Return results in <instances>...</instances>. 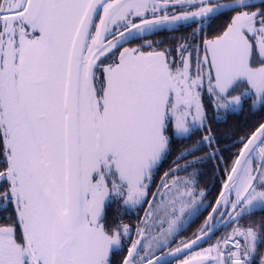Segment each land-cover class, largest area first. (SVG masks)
I'll list each match as a JSON object with an SVG mask.
<instances>
[{
  "label": "snow or ice",
  "instance_id": "6c2138e0",
  "mask_svg": "<svg viewBox=\"0 0 264 264\" xmlns=\"http://www.w3.org/2000/svg\"><path fill=\"white\" fill-rule=\"evenodd\" d=\"M192 25L169 46L148 39ZM249 101L264 108V0H0V264H113L117 250L119 264H169L221 221L231 231L181 264H264V219L241 223L264 210V122L238 141L199 233L164 252L206 199L178 173L219 152L207 107ZM199 128L154 184L173 138ZM113 203L148 205L136 239L109 224Z\"/></svg>",
  "mask_w": 264,
  "mask_h": 264
},
{
  "label": "trees",
  "instance_id": "16d2710c",
  "mask_svg": "<svg viewBox=\"0 0 264 264\" xmlns=\"http://www.w3.org/2000/svg\"><path fill=\"white\" fill-rule=\"evenodd\" d=\"M223 18V17H222ZM222 18L215 22V28L223 23ZM227 19V17H226ZM251 103H245L241 109L236 112L228 113L223 120H217L216 118L209 117L208 115V127L212 129V134L215 137L214 147L219 150L218 154L214 158H209L196 163L193 167L188 169H196L198 171V188L205 191L207 199V211L210 214L212 207L215 206V200L221 190V184L224 180V169L230 167L232 160L235 159V153L239 151L241 145L238 143L241 137H244L248 132L253 131L254 128L261 122H264V108L254 110L250 108ZM207 134V129L194 131L190 139L184 138H173L172 140V151L167 158L162 162L159 173L155 176L154 184H158L160 176L163 172L167 171L170 167H175L172 161L180 155L184 148L192 147L193 143ZM205 150H199L196 152V156L203 157L207 154V151H211L206 145L203 146ZM194 157L187 156V161L193 160ZM181 164L185 163V160L180 161ZM154 186L152 191L154 190ZM214 204V205H213ZM211 205V207H209ZM145 205L136 208L132 213L124 217L121 214V210L118 213L117 210L110 211L108 208L107 219L109 224L113 221L127 223L134 227L135 223L143 220V211ZM11 209L7 211L0 210V223L4 222V217L10 214ZM259 212L253 213L252 215H246L241 220L242 224H246L251 219L257 217ZM262 215V214H261ZM129 217V218H128ZM202 216H200L201 218ZM128 218V219H127ZM252 222V221H251ZM200 229V228H199ZM198 229V231H199ZM197 232V231H196ZM194 232V233H196ZM198 233V232H197ZM194 237V236H192ZM190 237V238H192ZM189 238V239H190ZM119 250L112 257L113 264H119L121 258L126 252L119 254Z\"/></svg>",
  "mask_w": 264,
  "mask_h": 264
},
{
  "label": "flooded vegetation",
  "instance_id": "af4514ba",
  "mask_svg": "<svg viewBox=\"0 0 264 264\" xmlns=\"http://www.w3.org/2000/svg\"><path fill=\"white\" fill-rule=\"evenodd\" d=\"M226 19V17H223L222 20L224 22V20ZM195 25H192V26H180L177 30H174V31H161L159 32L158 34L156 35H152V36H149L148 39H151V40H163L165 42V46H169V45H172L176 42V40L182 38V37H187L191 34V32L193 31ZM213 28H215V23L213 24ZM209 35H214V32H212L211 30H209ZM175 38V39H174ZM141 43L140 40H135L133 41L131 44H128L126 45L127 47H135L137 46V44ZM206 98V97H205ZM205 103L207 105V99H205ZM249 103H251L249 101ZM251 105V104H250ZM250 108H252L250 106ZM260 107H255V108H252L254 110H258ZM208 125V124H207ZM251 132V131H250ZM250 132H248L246 135L250 134ZM245 135V136H246ZM160 183V180L158 182V184ZM155 191V188L154 190ZM221 191V190H220ZM214 205V204H213ZM117 204L113 203L111 204L108 208L110 209V211H112L113 209H117ZM207 202H206V205L205 207H203L200 212L197 214V216H195L191 221H190V224L182 230V235L179 239L175 240L174 242H172L170 244V247L168 248H165L164 249V252H166L167 250L173 248V247H176L180 244L181 241H187L190 237L194 236L195 234H197L198 229L204 225V222L205 220L207 219L209 213L207 211ZM108 208H107V212H108ZM212 209V208H211ZM116 211V210H115ZM114 211V212H115ZM259 212V215L253 219H251L252 222H259L261 219H264V210H257V211H254V213H257ZM262 214V215H261ZM200 216H202L200 218ZM246 216V215H245ZM248 216V215H247ZM143 219H144V216H143ZM142 221V220H141ZM141 221L140 222H137L135 223V226L136 227L137 225H140L141 224ZM242 223V221H241ZM233 225L231 224H225L215 235L214 237H212V239H210L209 241H207L204 245H202L199 249L195 250V251H200L202 248H206L208 247V244L211 243V242H214L217 238H219L220 236L224 235L226 232H230L231 231V228H232ZM199 229V230H200ZM197 231V232H196ZM196 232V233H194ZM132 236V235H131ZM174 240V239H173ZM258 251L261 252V253H264V242H261L258 244ZM123 251H120L119 254H122ZM126 255V253L124 254ZM186 256L182 259H179L178 261H175L173 263H170V264H181V261L183 259H185ZM253 264H259V259L258 258H254L253 260Z\"/></svg>",
  "mask_w": 264,
  "mask_h": 264
},
{
  "label": "rangeland",
  "instance_id": "374dc122",
  "mask_svg": "<svg viewBox=\"0 0 264 264\" xmlns=\"http://www.w3.org/2000/svg\"><path fill=\"white\" fill-rule=\"evenodd\" d=\"M205 99H207V97L205 98ZM257 107H259V106H257ZM239 110V109H238ZM228 113H230V112H223V111H221L220 113H217L212 107H210V106H208L207 107V114L209 115V117H214V118H216L217 120H223L224 118H225V116L228 114ZM207 124H208V122H207ZM203 129H205V128H199L198 130H203ZM194 131H197V130H194ZM206 135V134H205ZM205 146V145H204ZM201 149L202 150H205V148L202 146L201 147ZM206 151V150H205ZM209 151H207V153H208ZM206 155V154H205ZM194 168V167H193ZM192 173H194L195 174V181H196V186H197V191L199 192L200 190H202V189H199L198 188V182H197V177H198V171L196 170V169H188L187 168V171H184V170H181L179 173H178V175L179 176H181V177H186V176H188L189 174H192ZM204 191V190H203ZM205 192V191H204ZM206 201H207V199H204V202H203V205L202 206H200L199 207V210L197 211V212H195L192 216H185V218H184V220H183V223H182V226L180 227V229H179V231L177 232V234L172 238V240L173 241H175V240H177V239H179L180 237H181V235H182V230L183 229H185L189 224H190V221L195 217V216H197V214L200 212V210L203 208V207H205V205H206ZM147 207H148V205H145V208H144V211H143V213H144V215L143 216H145V211H146V209H147ZM115 210H117V209H113L112 211H115ZM133 210H135V209H129V210H124V209H122L121 210V214L124 216V217H126V216H128L129 214L128 213H132V211ZM142 216V217H143ZM129 218V217H128ZM127 218V219H128ZM208 219V218H207ZM206 219V220H207ZM227 218H225V220H226ZM222 222V224L224 225L225 224V222H223V221H221ZM151 223V222H150ZM217 223H219V222H216L215 223V225H217ZM124 224H128V225H130L129 224V222H127V223H124ZM140 226L141 227H143V224H140ZM164 227H167V225L165 224L164 225ZM131 229H132V232H131V237H132V239H136V227H132L131 226ZM151 231H152V233L154 234L155 232H156V227L155 226H153L152 227V229H151Z\"/></svg>",
  "mask_w": 264,
  "mask_h": 264
},
{
  "label": "water",
  "instance_id": "95a60500",
  "mask_svg": "<svg viewBox=\"0 0 264 264\" xmlns=\"http://www.w3.org/2000/svg\"><path fill=\"white\" fill-rule=\"evenodd\" d=\"M214 207H215V206H214ZM208 218H209V216H208ZM222 225H223L222 222H219V223H217V225L214 226V228H213V232H214V234L211 236V238L216 234V232L218 231V229H220V228L222 227ZM198 233H199V232H198ZM198 233H197V234H198ZM192 238H194V237H192ZM192 238H190V239H192ZM190 239H188V240H190ZM207 241H209V240H202V241L199 243V246H196V247H194V248L191 249V250H186L185 253L178 254L176 257L168 256L167 259H168V261H169V264H170V263H173V262H175V261H178L179 259L184 258V257L187 256L188 254H190L191 251H195V250L199 249V248H200L202 245H204ZM179 245H180V244H179ZM179 245H178V246H179ZM178 246H176V247H178ZM176 247H173V248L167 250L165 253H168V252L174 250Z\"/></svg>",
  "mask_w": 264,
  "mask_h": 264
}]
</instances>
